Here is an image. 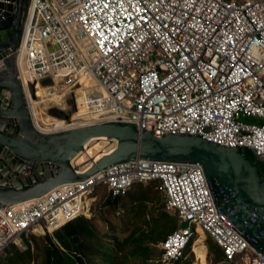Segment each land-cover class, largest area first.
Wrapping results in <instances>:
<instances>
[{
    "label": "built area",
    "instance_id": "built-area-1",
    "mask_svg": "<svg viewBox=\"0 0 264 264\" xmlns=\"http://www.w3.org/2000/svg\"><path fill=\"white\" fill-rule=\"evenodd\" d=\"M22 61L30 82L72 98L83 80L93 123L125 121L154 135L185 133L264 156V0H31ZM9 93V92H8ZM64 101V102H63ZM90 167V166H89ZM86 170V169H85ZM158 180L180 225L159 243L172 264L200 228L222 249L217 264H264L216 206L199 164L135 159L10 206L0 204V252L29 232L52 234L88 216L91 193L113 197ZM194 240V239H193ZM192 240V243H193Z\"/></svg>",
    "mask_w": 264,
    "mask_h": 264
},
{
    "label": "water",
    "instance_id": "water-1",
    "mask_svg": "<svg viewBox=\"0 0 264 264\" xmlns=\"http://www.w3.org/2000/svg\"><path fill=\"white\" fill-rule=\"evenodd\" d=\"M30 1L0 0V204L39 198L64 183L135 159L199 164L216 206L250 246L264 255V156L254 149L226 147L185 133L156 136L125 121L96 122L55 133H43L34 126L14 55ZM39 83L50 84V79ZM27 86L35 97L37 84L27 81ZM67 105V111L51 110L68 121L76 105L72 98ZM92 137L115 139L117 146L79 171L71 158Z\"/></svg>",
    "mask_w": 264,
    "mask_h": 264
},
{
    "label": "trees",
    "instance_id": "trees-1",
    "mask_svg": "<svg viewBox=\"0 0 264 264\" xmlns=\"http://www.w3.org/2000/svg\"><path fill=\"white\" fill-rule=\"evenodd\" d=\"M158 180L135 182L125 195L113 197L103 183L98 184L91 197L95 200L96 191L106 190L102 198L104 212L121 220L117 225L123 231H129L122 240L114 233L117 227L110 223L108 228L113 232V243L106 245L91 218L80 215L67 222L52 234L41 236L31 235L33 239L41 241L38 248L39 256L34 251L30 241L25 238V249L9 244L4 248L5 256L0 258V264H163L162 249L158 250L151 243H160L166 236L177 229L176 216L169 214L165 207L166 197L159 188ZM163 194L164 197L160 195ZM94 201H92L90 210ZM123 208L121 217L116 215L118 209ZM130 225V226H128ZM119 228V229H120ZM194 239V237H193ZM192 239V240H193ZM192 240L184 250L183 256L172 264H192V259L186 255L191 253ZM200 242V240H198ZM201 244V243H200ZM206 258L213 253V263L224 259L222 249L207 236ZM205 252V246H202ZM160 248V247H159ZM195 250V249H194ZM136 260L138 263H133Z\"/></svg>",
    "mask_w": 264,
    "mask_h": 264
},
{
    "label": "bare ground",
    "instance_id": "bare-ground-1",
    "mask_svg": "<svg viewBox=\"0 0 264 264\" xmlns=\"http://www.w3.org/2000/svg\"><path fill=\"white\" fill-rule=\"evenodd\" d=\"M29 8L30 10L32 9L31 4ZM14 55L16 56V62H15L16 70L27 97L28 109L31 114L33 124L39 131L43 133H55L65 129H70L73 127H78L93 123V121L91 120L92 117H90L91 113L87 109V102L89 98L87 97L88 94L86 92V89H95L94 91L98 92L99 88L96 85V82L92 78L84 79L83 85L77 89L76 91L77 110L72 114L70 120L66 121L64 119L65 120L64 122L63 120H61V118L58 119L50 116L45 117L43 114V107H41L40 104L42 103L44 107H47V105H49V103L53 101H55V103H59L62 100V97L55 92H51L50 89L48 88L49 85H52V80H50V84L41 85L40 83H38L35 90V97H32L27 86V81L29 80L25 67L23 65L22 52L20 51L18 54L15 53ZM69 121H73V123H69ZM45 123H48L51 126ZM99 141H102V145H100L101 143ZM116 146H117V141L115 139L109 140L106 137H92L85 142L84 149L78 151L71 158V165L77 168L79 171H84L94 162L98 161L103 155L113 151V149H115ZM198 230L202 232L200 228H197V231ZM197 256L199 255L197 254Z\"/></svg>",
    "mask_w": 264,
    "mask_h": 264
},
{
    "label": "rangeland",
    "instance_id": "rangeland-1",
    "mask_svg": "<svg viewBox=\"0 0 264 264\" xmlns=\"http://www.w3.org/2000/svg\"><path fill=\"white\" fill-rule=\"evenodd\" d=\"M38 99V97H37ZM64 102V101H63ZM64 104V105H63ZM41 107H43V114L44 116H50V117H54V118H58L60 119L58 116L55 115V113L51 110L52 108H58V106L56 105L55 101L49 103V105H47V107H44V105L41 103L40 104ZM61 107H63L65 110H69L70 107L67 105V101H65V103H61ZM47 112V113H46ZM61 120H63L65 122L64 119L61 118ZM69 123H73V121H69ZM47 125H50L48 123H45ZM51 126V125H50ZM53 128V126H52ZM100 145H102V141H99ZM104 144V143H103ZM102 149V148H100ZM107 191L100 189L99 191H96L95 194V200L93 199V204L90 210V213H88V218H91L95 227L97 228L99 234L103 237V240L107 243L106 245H111L113 243V232L110 228H108V225L110 223H112L113 225H115L117 227V225L121 224V220L120 219H116L113 216L111 217L110 215H108L107 213L104 212V207L102 206V198L104 195H106ZM161 197H164L163 194L160 195ZM123 208H120L117 210L116 215L121 217L123 215ZM169 214L176 216V213L174 210H170L168 211ZM177 217V216H176ZM177 225H180V222L178 220L177 217ZM130 226V225H128ZM117 231H114L116 237L120 240H122L125 236L128 235L129 231H123L121 230L120 227H117ZM120 228V229H119ZM31 235H35V236H41V234H36V233H32L29 232L25 238H27L31 245L34 247V251L37 255V258L39 256L38 253V248L39 246H41V241L38 239H33L31 237ZM43 235V234H42ZM25 238H17L15 240V242L13 243L14 245H16L19 249L24 250L26 245H25ZM205 235L200 232L199 230H195L194 232V240L192 243V247H191V253L192 255H190L189 253L186 255L187 258L192 259V264H214L213 263V253H210L209 255V259L206 258V254H207V249H206V244H205ZM198 240H200V242H198ZM11 243V244H12ZM201 243V244H200ZM151 245H153L154 247H156L158 250H160L159 248V243H151ZM202 246H205V252L202 251ZM195 249V251H194ZM197 254L199 256H197ZM5 256V251L4 249L0 252V258L3 259V257ZM38 259H36V263H32V264H37ZM133 263H138V261L133 260Z\"/></svg>",
    "mask_w": 264,
    "mask_h": 264
},
{
    "label": "crops",
    "instance_id": "crops-1",
    "mask_svg": "<svg viewBox=\"0 0 264 264\" xmlns=\"http://www.w3.org/2000/svg\"><path fill=\"white\" fill-rule=\"evenodd\" d=\"M206 249H207V246H206ZM207 251V250H206Z\"/></svg>",
    "mask_w": 264,
    "mask_h": 264
}]
</instances>
